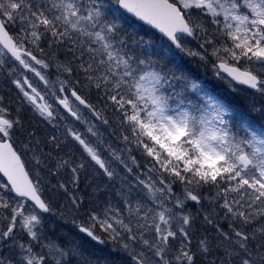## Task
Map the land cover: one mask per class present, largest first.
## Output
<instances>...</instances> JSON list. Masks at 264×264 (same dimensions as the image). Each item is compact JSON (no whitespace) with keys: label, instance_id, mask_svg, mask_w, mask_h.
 I'll use <instances>...</instances> for the list:
<instances>
[{"label":"snow or ice","instance_id":"snow-or-ice-1","mask_svg":"<svg viewBox=\"0 0 264 264\" xmlns=\"http://www.w3.org/2000/svg\"><path fill=\"white\" fill-rule=\"evenodd\" d=\"M0 264H264V0H0Z\"/></svg>","mask_w":264,"mask_h":264},{"label":"trees","instance_id":"trees-1","mask_svg":"<svg viewBox=\"0 0 264 264\" xmlns=\"http://www.w3.org/2000/svg\"><path fill=\"white\" fill-rule=\"evenodd\" d=\"M200 75H201L202 79L204 80L205 84L209 85L214 92L223 91L225 95L228 94V90L225 89V86L222 83L215 81L211 77L210 72L207 75H204L202 73Z\"/></svg>","mask_w":264,"mask_h":264}]
</instances>
